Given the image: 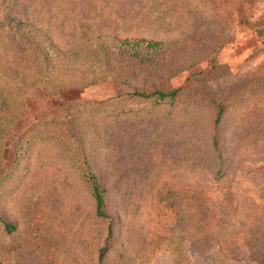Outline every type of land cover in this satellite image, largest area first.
Listing matches in <instances>:
<instances>
[{"label":"rangeland","instance_id":"rangeland-1","mask_svg":"<svg viewBox=\"0 0 264 264\" xmlns=\"http://www.w3.org/2000/svg\"><path fill=\"white\" fill-rule=\"evenodd\" d=\"M0 4V90L12 95L9 117L37 110L19 120L31 146L18 159L16 139L0 137V211L16 224L12 232L0 224V264H264V94L248 89L264 65V35L254 32L264 27V0H254L251 28L230 31L220 68L193 77L219 93L235 89L216 152L207 101H133L102 111L87 105L127 91L103 78L118 66L112 53L123 50L121 41L190 32L191 22L174 26L169 1ZM43 45L48 55L38 51ZM35 57L49 65H36ZM67 79L87 84L69 96L54 93ZM71 97L81 103L79 137L57 120ZM87 171L108 188L109 219L95 215ZM174 190L194 196L200 208L174 220ZM204 192L209 198L198 201Z\"/></svg>","mask_w":264,"mask_h":264},{"label":"trees","instance_id":"trees-1","mask_svg":"<svg viewBox=\"0 0 264 264\" xmlns=\"http://www.w3.org/2000/svg\"><path fill=\"white\" fill-rule=\"evenodd\" d=\"M167 1L172 4L174 9V26L182 29L191 22L190 32L173 38L137 37L121 41L120 46L123 50L113 51L112 53L119 62L118 66L103 78H111L127 88V91L111 99L89 101L87 105L102 111L104 109L112 110L121 104H129L133 101L136 103L143 101L174 102L182 105H192V103L200 102L199 100L207 101L206 103L212 109L213 114L212 126L209 130L210 148L212 151H219L221 147L219 129L230 111L232 92L235 89H225L222 93H219L207 86L196 85L193 77L203 72L211 74L220 68L221 63L217 61V55L230 42L232 28L234 26L251 28L254 25L255 22L252 20L254 0ZM254 32L260 36L264 35V27L255 28ZM38 51L45 55L50 53L44 45L40 46ZM39 55L37 54V56ZM110 56L105 52L106 60L103 61L107 63ZM35 64L45 66L49 65V61H46L45 58L35 57ZM259 68L256 75L258 78L249 85L248 89H257V91L264 94V65ZM183 72L188 73L184 80L179 85H173L172 79ZM37 83L39 84V81H33L31 84ZM57 84H59L58 89L54 93L60 95L67 93V96H69L74 90L71 88L83 87L87 83L67 79L65 82ZM42 95L41 93H38V96L35 94L33 100H38L36 97H42ZM11 97L12 95L9 92L6 93L4 89L0 90V137L5 136L9 140L16 139L14 153L18 159L21 152H25L26 149L29 150L31 146L30 141H22L24 137H28V134L25 131H18L19 120L24 114L27 115L30 111L37 113V110H20L15 117L12 115V119H10ZM77 99L71 97L66 103L65 112L58 113L61 119L57 120L62 121L65 134L70 136L76 135L74 124L78 122V114L81 110V103ZM34 115L36 116V114ZM63 120L72 121V123H64ZM34 125L35 123H33ZM77 135L79 137V133ZM0 163H2V157ZM84 174H86L84 176L89 183L90 194L95 206V215L103 219H109L105 211V194L108 188L100 182L95 173L87 171ZM209 195L207 192L198 195V201L206 200ZM174 200H178V204L174 206V212H172L174 220L178 217L188 218L189 214L195 211L194 206L198 207V204L199 208L201 206V203L194 202V196L187 198L182 191L174 190ZM0 224L6 232H12L16 229V224L7 219L1 211ZM110 234V225H108L107 237ZM104 250L105 246L100 247L99 257L103 255Z\"/></svg>","mask_w":264,"mask_h":264}]
</instances>
